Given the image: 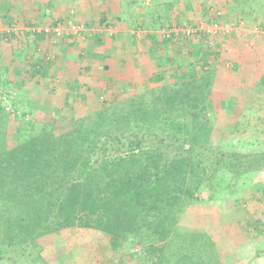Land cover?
<instances>
[{
    "label": "trees",
    "instance_id": "16d2710c",
    "mask_svg": "<svg viewBox=\"0 0 264 264\" xmlns=\"http://www.w3.org/2000/svg\"><path fill=\"white\" fill-rule=\"evenodd\" d=\"M203 40H181L190 63L173 58V81L159 77L158 86L90 114L50 124L14 108V144L0 139V259L29 249L41 264H122L123 254L130 264H228L210 230L181 229L180 219L223 177L263 171L264 152L213 144L211 116L225 94ZM49 62H29L31 75L46 77ZM80 232L92 242L74 247Z\"/></svg>",
    "mask_w": 264,
    "mask_h": 264
},
{
    "label": "rangeland",
    "instance_id": "374dc122",
    "mask_svg": "<svg viewBox=\"0 0 264 264\" xmlns=\"http://www.w3.org/2000/svg\"><path fill=\"white\" fill-rule=\"evenodd\" d=\"M213 12L232 29L205 45L213 53L205 64L215 70L216 90L225 94L211 116L213 144L243 155L264 152V35L252 32L264 27V0H0V139L14 144V108L57 124L148 91L160 84L159 77L173 81V58L180 65L190 59L181 40L164 42L163 31L208 22ZM54 22L72 23L77 31L61 39L35 35ZM132 35L137 45L152 42L151 52L144 45L133 48ZM46 56L48 75L33 77L29 62ZM179 226L210 230L228 264H264V170L223 177L213 193L204 190L187 207ZM90 242L85 232L70 238L74 247ZM35 255L29 249L24 256L10 253L0 264H41ZM123 257L122 264H130Z\"/></svg>",
    "mask_w": 264,
    "mask_h": 264
},
{
    "label": "built area",
    "instance_id": "2783aa9c",
    "mask_svg": "<svg viewBox=\"0 0 264 264\" xmlns=\"http://www.w3.org/2000/svg\"><path fill=\"white\" fill-rule=\"evenodd\" d=\"M76 31L77 26L72 23L65 24L57 22L49 27L37 30V33L43 34L48 39H61ZM231 31L230 25L220 22L219 13L213 12L208 22L200 23L194 27H173L170 30H164L163 38L166 40L170 38L185 40L202 36L204 43L212 46V40L223 35H228ZM252 32L264 35V27L254 26L252 27Z\"/></svg>",
    "mask_w": 264,
    "mask_h": 264
},
{
    "label": "crops",
    "instance_id": "0c3cea01",
    "mask_svg": "<svg viewBox=\"0 0 264 264\" xmlns=\"http://www.w3.org/2000/svg\"><path fill=\"white\" fill-rule=\"evenodd\" d=\"M110 19V18H109ZM104 20H105V18H104ZM107 23H110V20L108 21H106ZM151 31V30H150ZM149 37V40H151V41H153L154 39H153V37H150V36H148ZM147 37V38H148ZM131 38H132V42H135V43H133V48H136V47H139L140 45H144L145 46V48H147L148 49V51L149 52H151L150 51V49L152 48V46H153V43L152 42H149V43H147L146 45L143 43V41L141 42V43H139V45H137L138 43H136V38H135V35H132L131 36ZM136 52V54H137V51H135ZM145 52H147V50H145V51H142V53L144 54ZM242 262V261H241ZM243 263V262H242ZM242 263H240V264H242ZM243 264H247V263H243Z\"/></svg>",
    "mask_w": 264,
    "mask_h": 264
}]
</instances>
